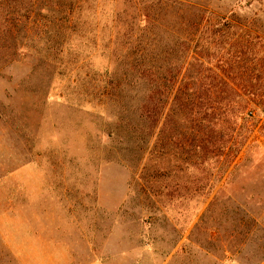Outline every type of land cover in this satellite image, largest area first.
Instances as JSON below:
<instances>
[{
  "label": "rangeland",
  "instance_id": "obj_1",
  "mask_svg": "<svg viewBox=\"0 0 264 264\" xmlns=\"http://www.w3.org/2000/svg\"><path fill=\"white\" fill-rule=\"evenodd\" d=\"M189 71L252 112L219 168L141 116ZM263 111L264 0H0V264H264Z\"/></svg>",
  "mask_w": 264,
  "mask_h": 264
},
{
  "label": "trees",
  "instance_id": "obj_2",
  "mask_svg": "<svg viewBox=\"0 0 264 264\" xmlns=\"http://www.w3.org/2000/svg\"><path fill=\"white\" fill-rule=\"evenodd\" d=\"M165 77L160 72L147 76L150 91L141 108V116L156 135L155 149H164L165 137L170 136L169 145L180 151V162L192 168L210 160L219 168L236 158L245 145L242 130L252 114L247 112L242 91L224 83L214 95L207 89V100L202 101L194 71L185 74L181 80L185 86L177 88L165 85ZM211 97H216L214 102Z\"/></svg>",
  "mask_w": 264,
  "mask_h": 264
}]
</instances>
